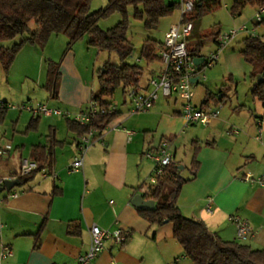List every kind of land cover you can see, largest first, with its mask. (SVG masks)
Returning <instances> with one entry per match:
<instances>
[{
  "label": "crops",
  "instance_id": "crops-1",
  "mask_svg": "<svg viewBox=\"0 0 264 264\" xmlns=\"http://www.w3.org/2000/svg\"><path fill=\"white\" fill-rule=\"evenodd\" d=\"M196 21L193 23L198 24ZM197 29L195 25L189 44H198L192 42V38L206 34L200 35ZM218 31L222 34L221 30ZM148 38L161 42L154 36H147L145 40ZM234 41L219 56L224 64L221 67L230 71L232 77L234 71L244 68L243 57L236 53ZM201 45L202 51L197 57H203L205 61L208 54L204 53V45ZM213 45L215 49L217 41L214 39ZM39 48L37 45L26 44L17 55L9 74L4 72L0 64V77L3 74L1 84L5 86L0 93V102L16 106L7 107L5 119L0 123V178L19 174L22 159L33 160L32 151L36 145L51 147L54 159L53 172L45 169L28 183L0 192V253L5 244L13 250V255L4 260L3 264H74L76 257L90 245V228L93 224L108 229H131L132 234L123 246L109 239L105 250L92 264H109L111 259L123 264H143L144 256L138 253L135 238L146 239L155 226H151L139 214V208L133 206L132 199L136 194L143 195L153 187L149 179L154 162L145 153L154 151L163 138H168L171 140L175 161L180 162L177 157L182 134L189 135L187 141L192 149L186 152L189 154L190 167L181 164L183 169L188 168V174L184 175V171L182 174L190 177L196 172L195 178L184 184L178 199L183 214L204 221L210 230L217 232L226 241L237 240L254 248H264V184L241 179L246 174L255 177L264 174L262 101L251 95L255 118L244 122L233 118L240 127L231 124L226 117L221 116V109L227 105L229 98L226 84L214 89L205 86L204 97L200 101L195 100V86L204 85L203 81L208 77L204 73L207 67L203 70L205 80L194 79V103L201 106L207 91L214 93L220 101L209 105L218 110V117L210 124L196 123L183 131L180 99L160 96L149 111L130 115L128 110L131 105L123 89L124 96L120 103H114L112 97L110 99L119 115L89 148L82 169L70 172V165L79 154L78 142L81 137L68 128L67 117L35 115L17 106L26 103V95L41 88L48 96H45V104L76 115L90 106L92 94L99 88V82L98 85L94 84L87 73L83 74L80 67H77V53L73 46L62 60L60 87L53 96L45 87L47 60L53 58L48 56L47 59ZM137 59L141 61V57ZM73 65L76 69L72 68ZM160 70V61L157 66H149L148 73L144 69L137 88L148 90L149 79L159 74ZM28 82L33 88H24ZM27 99L30 100L29 97ZM231 107L240 110L239 116L249 109L252 111L251 106L239 102L231 104ZM36 118L38 121L35 129H28L32 119ZM259 120L262 121L261 130ZM199 125L202 130L198 129ZM236 129L238 134L233 132ZM195 147H198L197 168L192 166ZM231 216H239L247 223L251 232L246 237L237 236V227L230 219ZM41 225L44 229L40 244L35 247V235ZM164 227L167 229L160 234ZM71 229L72 233L69 232ZM159 229V235L155 232L153 240L158 241L166 237L164 235L174 238L172 224ZM179 250L182 253L173 256L175 264H182L188 259L184 251Z\"/></svg>",
  "mask_w": 264,
  "mask_h": 264
},
{
  "label": "trees",
  "instance_id": "trees-1",
  "mask_svg": "<svg viewBox=\"0 0 264 264\" xmlns=\"http://www.w3.org/2000/svg\"><path fill=\"white\" fill-rule=\"evenodd\" d=\"M222 4V0H195V9L185 15L186 21H196ZM260 6L264 0H233L231 12L240 15L248 5ZM180 2L169 0H108L105 7L93 11L91 0H0V64L6 74L9 71L22 48L26 44L37 45L44 49L53 34H64L68 43L64 55L72 49L74 44L88 36V45L116 52L121 60L120 64L106 61L98 71L99 88L93 92L91 102L99 107H110V98L120 88L138 87L143 76L144 68L138 63H131L128 58L133 54L135 46L128 37L130 29L129 10L141 20L146 30L158 27L163 17L174 13L180 8ZM119 12L122 20L111 28L104 29L100 25L102 18ZM35 24V27L31 26ZM213 36L217 41L219 31L206 33L202 37ZM23 37L12 46H5L3 42ZM243 59L252 66L250 79L252 81L251 95L264 103V81L258 83L259 77L264 78V39L260 36H246L243 38ZM159 42L148 38L144 40L141 55L147 60H157L155 53ZM189 49L197 57L202 51L201 43L189 44ZM60 61L47 60V81L45 87L53 96L58 93L61 82ZM224 99V96H223ZM222 99V100H223ZM217 95L207 91L202 106L218 102ZM7 104V103H4ZM7 113V107H0V123ZM89 123L67 117L68 128L80 137L88 134L92 129L98 130V139L110 123L119 115L94 113ZM40 116H38L39 118ZM38 118L32 119L28 129H35ZM198 147H195L192 159L193 168L198 167ZM32 158L37 168L25 175L17 174L20 184L24 185L33 180L39 173L48 169L53 172V153L51 147L36 145L32 151ZM181 163L174 161L169 164L157 184L151 186L143 195L155 200V207L151 210L137 209L151 226L161 227L173 225V237L181 245L186 256L193 264H264V248H254L237 240L226 241L220 235L209 229L202 220L185 216L178 204L181 190L187 182L195 178L196 172L185 177L180 169ZM56 189L54 193H56ZM43 225L35 235V247L40 244ZM69 232H73L71 229ZM155 238V234L153 236ZM127 243L124 242L123 245ZM122 245V246H123Z\"/></svg>",
  "mask_w": 264,
  "mask_h": 264
},
{
  "label": "built area",
  "instance_id": "built-area-1",
  "mask_svg": "<svg viewBox=\"0 0 264 264\" xmlns=\"http://www.w3.org/2000/svg\"><path fill=\"white\" fill-rule=\"evenodd\" d=\"M180 19L178 22L171 24L165 33L163 41L157 47L156 55L161 63V70L159 74L151 77L148 83V90H141L137 87L131 86L126 89V99L129 101L131 108L128 114H136L149 111L153 108L160 96L176 97L182 101V118L184 120L183 131L193 124H210L218 117V110L208 106H197L194 103V85L193 79L205 80L206 76L203 70L213 65L220 56L221 51L226 48L239 34H246L247 36H260L264 39V35L257 33V28L264 25V4L257 7L254 15V27H250L244 23L238 27H234L227 33L220 34L217 39V47L215 51L211 52L205 59L202 65H196L195 56L189 49V39L194 29L193 21H186L185 15L192 13L195 9V0H181L180 2ZM140 61V59H137ZM16 107L15 105L4 104L0 102V107ZM20 109H26L33 112L35 115H63L73 118L80 123H89L91 121V113H108L112 114L117 111V107L112 105L110 107L101 108L98 104L91 102L89 108L81 111L76 115L64 112L58 108L49 107L45 103H25L17 106ZM262 121H258L259 129L261 130ZM234 133H239L234 130ZM97 129H92L88 134L81 137L78 142V156L70 165L69 171L75 172L82 169L84 165V157L89 148L98 135ZM146 157L154 162L153 173L149 179L151 185L157 184L158 177L162 176L166 167L175 161L172 150L171 140L163 138L158 147L152 151H146ZM37 168V163L29 158H23L20 167L19 175H25ZM15 177L0 178V187L4 185L6 179H16ZM242 180L254 182L257 181L264 184V174L258 177L252 174H246L241 177ZM16 196V194H14ZM237 227V236L239 238L246 237L251 229L247 223L239 216H231L230 218ZM132 234L131 229L122 227L117 228H102L97 224H93L90 228V245L88 249L76 257L74 264H92L94 260L105 250L106 242L112 239L116 244L123 245ZM13 255V250L10 245H3L0 253V264ZM109 264H123L116 259H111Z\"/></svg>",
  "mask_w": 264,
  "mask_h": 264
},
{
  "label": "rangeland",
  "instance_id": "rangeland-1",
  "mask_svg": "<svg viewBox=\"0 0 264 264\" xmlns=\"http://www.w3.org/2000/svg\"><path fill=\"white\" fill-rule=\"evenodd\" d=\"M108 0H91V9L93 11L98 10L100 8H103L106 6ZM181 2V0H180ZM233 0H222V4L217 9L208 12L201 18V22L198 20L194 24V26H198V32L200 33H212L216 32L218 30H221L222 34L227 33L231 29H233L236 26H239L244 23H248L250 27H254V15L257 9V6H253L248 4L242 11L240 15L232 14L231 7H232ZM129 22H130V29L128 32V37L131 39L132 43L135 46L133 54L128 58L129 62L132 63H138L141 65L145 70L146 73L149 66L154 65L157 66L159 63L158 60L149 61L144 56L141 55V48L143 45V42L147 36H154L158 40L163 41L165 37L166 31L169 29L171 24L176 23L180 19V8H177L173 14L163 17L160 20V24L158 27L154 30L148 31L145 29L144 24L141 20H138L133 15V9L130 8L129 10ZM122 20V14L119 12H115L111 14L108 17L102 18L100 20V25L104 29H108L116 25L118 22ZM32 27H35L34 23H31ZM257 33L260 35H264V25H261L257 29ZM246 37V34L242 33L239 34L235 41L234 46L236 47V53L239 55L241 54L239 52L240 49H243V38ZM23 37L18 36L14 40H9L3 42L5 46H12L14 43H18L22 40ZM213 36L209 35L207 37H197L194 36L192 38V42L195 43H202L204 45V53L210 54L209 51L213 52L215 51L214 45H213ZM88 36L85 38L77 41L74 44V49L77 53V67L81 69V71L87 73L89 79L94 82V84L98 85V71L103 67L104 61L110 60L112 63L120 64L121 60L116 52H112L109 54L108 51L101 52L99 48L89 46L88 43ZM49 43V45H48ZM68 43V37L64 34H53L49 41L47 42V48L45 46V51L43 49L39 48L41 53L44 52L46 55V58L48 59V56H51L53 61H60L61 58L65 59L66 54L64 55L66 46ZM233 44V43H232ZM213 49V50H212ZM157 50V49H156ZM70 51V50H69ZM68 51V52H69ZM101 52V53H100ZM141 57V61H137V58ZM62 63V62H61ZM243 69L234 71L233 77L230 75L232 73H229L222 63V61L219 59L217 62L214 63V65H211L207 70H204V73L207 74V80L203 81L204 85H197L195 86L196 91V101H200L204 97V88L205 86H210L213 89L222 87L224 84H226L225 87H227L228 92V102L227 105H225L221 109V116H224L229 120L231 124H236L233 118H236L237 121L244 122L247 119L252 120L255 114V108L252 107L251 101L252 96L250 93V88L252 87V81L250 79V72L252 68L250 67L249 63H247L243 59ZM43 64H41L42 66ZM61 66V64H60ZM72 68L76 69V67L73 65ZM246 72V74H244ZM224 76V77H223ZM3 79V74L0 77V93L2 94L3 86L1 84ZM223 84V85H222ZM217 86V87H216ZM33 88V85L30 84V82L26 83L24 85V88ZM224 87V88H225ZM0 94V95H1ZM47 94L44 90L41 88L36 89V91H32L29 95H26L24 99L26 100V103L30 102L32 104H38L40 102H45L47 99ZM123 89L120 88L115 93L114 97V103H120V100L123 98ZM27 97L30 98V100L27 99ZM48 97V96H47ZM112 98H110L112 100ZM45 100V101H44ZM232 102H231V101ZM239 102L240 104H246L247 106H251L252 111L250 109L246 113H242L239 116L240 110H234L233 107H231V104H235ZM113 103V104H114ZM13 104V103H12ZM250 104V105H249ZM19 106V105H18ZM131 107V106H130ZM89 108V107H88ZM125 109V108H123ZM13 112V110H11ZM198 129L202 130V127L199 125L197 126ZM240 127V126H239ZM189 135L182 134L179 139L178 144V160L181 162L182 165H186L188 168L190 167L189 162V154L187 155V151H191L190 143L188 140ZM183 139H186L183 141ZM185 167L183 169L184 175L188 174V168ZM160 227H153L150 232L147 235V238L144 240H139L135 238V247L140 253V256H144L143 264H175L173 261V256H176L180 253H182L179 249H182L179 242L172 238L170 235H164L166 237H163L159 239L158 241L153 240L152 237L157 232L161 234L162 231L159 229ZM160 231V232H159ZM159 232V233H158ZM162 236V235H161ZM171 237V238H169ZM177 245V246H176ZM181 247V248H180ZM183 250V249H182ZM172 258V259H171ZM182 264H192L191 260L188 258L184 261Z\"/></svg>",
  "mask_w": 264,
  "mask_h": 264
},
{
  "label": "water",
  "instance_id": "water-1",
  "mask_svg": "<svg viewBox=\"0 0 264 264\" xmlns=\"http://www.w3.org/2000/svg\"><path fill=\"white\" fill-rule=\"evenodd\" d=\"M197 1H201V0H197ZM194 60H195L196 65H201V63L204 61V58L203 57H195ZM263 81H264V78L260 76L258 83H261ZM180 169H183V166H180ZM18 185H20V180L18 178L6 179L4 181V185L0 187V192H2L5 189L9 191ZM132 204H133V206H135L136 208H139V209L151 210L155 207V200L146 199L143 197V195L136 194L132 199Z\"/></svg>",
  "mask_w": 264,
  "mask_h": 264
}]
</instances>
